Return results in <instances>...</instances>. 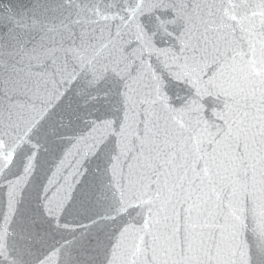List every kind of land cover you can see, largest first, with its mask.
Wrapping results in <instances>:
<instances>
[{"label": "snow or ice", "instance_id": "1", "mask_svg": "<svg viewBox=\"0 0 264 264\" xmlns=\"http://www.w3.org/2000/svg\"><path fill=\"white\" fill-rule=\"evenodd\" d=\"M0 192V264H264V0H0Z\"/></svg>", "mask_w": 264, "mask_h": 264}, {"label": "water", "instance_id": "2", "mask_svg": "<svg viewBox=\"0 0 264 264\" xmlns=\"http://www.w3.org/2000/svg\"><path fill=\"white\" fill-rule=\"evenodd\" d=\"M3 2L7 4L9 0H3ZM11 3L13 4V6H16V7H24V6H27L28 0H11ZM158 43H162V42H158ZM73 104L74 105L77 104L75 98H73ZM46 126L47 124L43 125L42 127L46 128ZM79 127H80V122L75 121L71 129H65L63 131L64 132H75L78 130ZM49 144H50L49 150L47 152L41 153L40 161H39L40 166L37 170V174L34 180L35 185H39L43 181L44 176L47 173L49 165L53 162V159L59 155L62 147L64 146L63 142H56V141L51 140V138H49ZM100 163H101V160L98 156L95 160L87 164L88 174L84 177L81 185L78 187L76 197L74 198V202L79 201L80 195L87 189L89 183L95 178V173L93 172V169L99 166ZM32 192H33V195L31 196V201H34L35 188L32 190ZM0 199H2V192H0ZM31 201L28 204L29 207L32 206ZM257 225H259L258 219H257ZM33 247L37 249L39 248L38 245H34Z\"/></svg>", "mask_w": 264, "mask_h": 264}]
</instances>
